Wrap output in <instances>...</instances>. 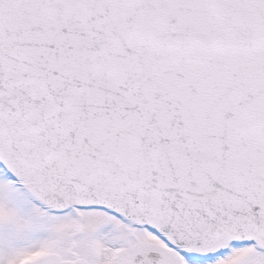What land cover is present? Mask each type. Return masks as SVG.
<instances>
[{
  "label": "snow or ice",
  "instance_id": "obj_1",
  "mask_svg": "<svg viewBox=\"0 0 264 264\" xmlns=\"http://www.w3.org/2000/svg\"><path fill=\"white\" fill-rule=\"evenodd\" d=\"M0 264H264V0H0Z\"/></svg>",
  "mask_w": 264,
  "mask_h": 264
}]
</instances>
